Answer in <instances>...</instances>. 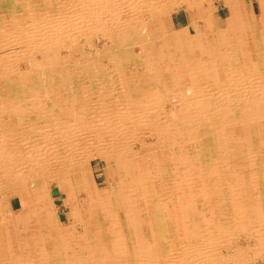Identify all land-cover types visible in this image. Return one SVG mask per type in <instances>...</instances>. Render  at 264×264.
Instances as JSON below:
<instances>
[{"label":"bare ground","instance_id":"6f19581e","mask_svg":"<svg viewBox=\"0 0 264 264\" xmlns=\"http://www.w3.org/2000/svg\"><path fill=\"white\" fill-rule=\"evenodd\" d=\"M257 1L255 19L248 0H0V103H12L5 106L14 117L0 122V232L27 235L20 251L8 256L11 262L264 264V9ZM217 2L228 9L224 25L213 7ZM163 14L167 34L175 38L170 41L161 40L165 33L151 24ZM100 35L109 40L98 46L93 36ZM105 58L115 66L103 64ZM22 61L31 62L30 70H20ZM152 61L164 85L155 83ZM56 74L59 83L67 80L60 88ZM180 85L183 90L172 89ZM173 90L181 103L153 129L150 117L161 105L145 101L172 100ZM45 117L51 121L41 125L38 119ZM50 122L53 127H45ZM147 132L159 135L156 162L166 176L151 190L137 183L152 174L141 169L147 160L133 159L138 141L147 146ZM167 132H186L187 150L196 152L186 153L176 140L179 150L168 153ZM93 156L108 165L102 191L90 179ZM177 169L197 173L198 201L193 194L182 201ZM125 174L135 182L128 192L119 186ZM181 181L189 187L191 176ZM53 186L70 209L65 226ZM77 189L97 204L93 217L73 201ZM187 206L213 215L214 230H205L200 220L197 234L169 232L166 218L178 219ZM172 211L176 215L169 217ZM222 214L227 255L216 238ZM141 226L151 231L150 241L138 239ZM7 246L0 236V260ZM257 256L261 262L252 260Z\"/></svg>","mask_w":264,"mask_h":264},{"label":"rangeland","instance_id":"374dc122","mask_svg":"<svg viewBox=\"0 0 264 264\" xmlns=\"http://www.w3.org/2000/svg\"><path fill=\"white\" fill-rule=\"evenodd\" d=\"M260 1L262 2L263 9H264V0H260ZM248 2H249V5L252 3V7H253V10H254L255 19H256L258 17V15H259V10H258V2L259 1H257V0H248ZM203 4L206 5L205 2H203ZM175 6H176V4H174L172 8L174 10L175 9L177 10V6L176 7ZM213 7L216 8V10H217L216 14L219 17L221 24L224 25L225 22H226V19H227L226 17L229 16V13L227 12L228 9L225 8L224 6H221L218 2L217 3H213ZM67 8L70 9V7H67ZM250 8H251V6H250ZM166 15L167 14H163L161 17H160V15H156L157 18L151 24H154L157 27L159 26L158 27V30L165 33V35L161 38V40H163V41H170L171 39H175V38L169 37V35L167 34L168 32H171V29L164 28L165 25H168V22H167V19H166ZM12 16H13V14L10 13L8 15V17H7L6 20L7 21L8 20L10 21ZM181 20L184 22L186 19L185 18H181ZM9 21H8V23H9ZM173 21H175V19H173ZM198 24L200 25V28L202 30H204V28H205L204 26H205L206 23H204V21L202 19H199ZM187 25L188 24L186 23L184 26H187ZM11 26H13V25H11ZM174 29H176V32L179 31V28L178 29L177 28H174ZM176 32L174 31V33H176ZM106 39H107V41L109 40L108 38H105L104 36H101V35H100V37L93 36V40L95 41V43H97L98 46H100L102 44V42L105 41ZM82 41H83V38L82 39H79V42H82ZM168 47H169L170 50H174V46L173 45L169 44ZM64 52L67 54L68 52H71V50L69 51V50L65 49ZM78 52H76V53L79 54ZM136 53L137 54L141 53V49L140 48H137ZM77 56L78 55H75V58ZM145 58H148L147 61L150 60L149 59L150 58L149 56H146ZM72 61L75 62L74 60H72ZM225 61L226 60H222L223 63ZM169 62L172 63V61H169ZM77 63H79V62H77ZM83 63L91 64V66H94L95 65L94 62H89V61L83 62ZM152 63L155 64V69L154 70L157 72V73L154 74L155 77H157L156 79H154V80H156L155 83H161L162 85H164L163 82H164V80L166 78H162V76H160V79H159L158 76H157L158 73H160V70L158 68L159 65L156 62H153V61H152ZM28 64H31V62H29V61H22V62H20V65H19L20 70H24V69L30 70V68H26ZM103 64H106L110 69L115 66V65H113V63L109 59H106V58L103 61ZM12 75L13 76H17L18 75V71L16 73L13 72ZM52 78H54V79L57 78L56 84H57V86L59 88L63 86V84H60V83H62V82L63 83H66L67 82V80L64 81L65 79L61 77V79H60L61 82L59 83L58 82L59 79H58L57 74L54 77L52 76ZM170 80H172V79H169L168 80L169 83H170ZM181 80H182L181 78L179 80L177 79V81H181ZM28 81H25V82H28ZM199 82H201V81H199ZM145 87H146V89L148 88V86H145ZM36 88L41 89L40 87H36ZM172 89H175V90L178 89V91H180L181 89L183 90V87L180 85L178 88L177 87L174 88V86H173ZM6 90L7 89H5L4 91H6ZM178 91H174L175 94L174 93H170V95H172V97H174V99H172V100H169L168 99V96H166V99H164V100L162 99L161 101L158 99L157 102L154 101V102L148 103L149 101H145V104H148V105L155 104V105H161V107H159V108L164 107V108H162L163 110H161L162 111V114L164 113V115L163 116L160 115V116H162L160 118L156 116V113L158 115V113L160 112V109L158 108V106L156 107V109L153 110L154 111V113H153L154 116L152 118L150 117V121L153 122V125L150 122V124L148 125L149 128H151V125H152V128L153 129H156L158 127L159 122H161V121H162L163 124H165V122H163L166 119L165 116L166 115L169 116V115H171L172 113L175 112L174 111L176 109L175 106H174L175 103H177V105H179L178 103H181L180 100H177L176 92H178ZM166 94H168V92ZM164 95L165 94H162V96H164ZM176 100H177V102H176ZM0 104L4 105V106H2L3 108L0 107V122H3V121L6 122L8 119L14 118V117L7 116V113H6V111L9 110V107H6V106L7 105L12 106V103H9L8 104V102H6L5 100H3V103H0ZM162 104L163 105L165 104V105L163 106ZM30 117H31V120L34 119V118H32V116H30ZM44 119H38L39 123L41 122V125L43 124V122H46L47 120L48 121L50 120V119H48V117L47 118L45 117ZM47 126L49 128H52L53 127V125L51 124V122L49 124L45 125V127H47ZM165 128H167L166 125H165ZM167 134H168L167 135L168 136V139L166 141L167 147H165V149H166V151L168 153H172V152H175V151H178L179 150L178 147H174V145H177L178 142H179L178 144L182 145V147L185 149L186 153L187 152L188 153L191 152V151L187 150L188 147H190L191 140L188 138L189 135L186 132L183 133V134H178L176 137L173 135V133H168L167 132ZM139 135H140V133H131V134L127 135V136L135 137V136H139ZM250 135H251V133H247V135H245V136L248 137ZM142 136L145 139L144 141L146 142L147 146L145 145L144 147H142L141 144H140V142L138 141L137 144H136V147L134 149V152L136 153V157L133 158V159H135V161L138 162V163H140V161H141V164L143 163V160L144 159L147 160L146 165L142 166L141 169H143L145 171L146 170H150V171H152V174L151 173H148V178H146V179H144L143 177L139 178L138 179L139 182H137V183H140V184L146 183V185L151 190L156 184L161 183V179H163L165 181L166 176L162 173L161 168H160V165L156 162L158 160V158H157L156 155L159 153V150H160L159 149V146H157V140H158L157 138H158L159 135L150 134V133L147 132L146 134H143ZM255 137H257V135H255ZM185 138H187V139H185ZM190 138H192V136ZM176 140H178V142ZM249 140H251V139H249ZM194 152H196V151H192L191 152L192 154L191 153L190 154L193 155ZM176 154H178V153H176ZM190 154H186V155H189L187 157H190V159L197 160L196 158H191L192 156ZM89 161L91 163V164L89 163L88 165H89V171H90L89 175H90V179L92 180V185L99 186L98 189L100 188L101 190L100 189L99 190L102 191L103 185L106 183V177H105V172L104 171L107 170L106 168H107L108 165L106 164V162H100L99 158H96L94 156L93 157H90ZM174 163H175V161H174ZM183 165H182V168H183ZM225 167L227 168V166H225ZM174 173H175V176H176V178L178 180L177 183H180V184H177L176 183L177 184V187H178L176 191H178V193L181 195L182 201H188L189 197L192 194H193V198L196 197V200L198 201L199 200L198 199V191H199L198 184L199 183L196 182L198 180L197 173L189 172L187 174L189 177L191 176V182L188 185L189 187L184 186L183 181H181V180H184V177L187 176V175H184V172H182L179 169H177V171L174 172ZM93 176L95 177V179L97 181L96 185H95V181H94ZM120 179H121V182L118 181L119 182V186H122L123 185V186H125V188L127 187L126 189L124 188L125 191H127V192L129 191V187L128 186H130V184L132 185V184L135 183L133 181V178H131V175L130 174H128V175L125 174L124 176H121ZM158 179H160L159 182H157ZM94 186H92V187H94ZM223 189H227L226 188V185L223 187ZM52 194L54 196V205H55V208L57 209V213L60 216V219H61L63 225L65 226L68 223L67 213H68V211L70 209H69V207H64L62 205V202L60 200L62 198V195L59 194V189L56 186H53V192H52ZM74 194L76 195V197H74L73 201L75 203H77L79 201L82 202L85 205V210H88L89 209L88 211L90 212V215L92 213L91 216L93 217V215H95L94 211H95V208L97 207V204L92 203V202L89 203L88 202V198H89L88 197V194H86L83 190H78L77 189L74 192ZM75 198L77 199V201H76ZM183 198H184V200H183ZM223 200H225V195L223 196ZM243 200H244V202H248V198L246 197V194L245 193H244V196H243ZM226 202H228V200ZM129 203H131V205H129ZM13 204H14V207L15 208L18 207V205H19L18 200L14 199L13 200ZM134 205H135V202L133 200L128 201V206H132L133 207ZM182 205H184V204H182ZM225 205L226 204H224V206ZM192 206L193 205H191V207ZM191 207L190 206L189 207L187 206V207H184V209H182V210H184V211H182V213L180 212L181 213L180 217H182V220H180L181 218L179 216H178V219L177 218H174V219L166 218L167 219L166 222L169 221L168 222L169 225H167L168 228L166 227L169 232H171L173 235L176 234L175 236H180L184 232L197 234V233H199V230L198 229L200 228L199 227L200 225H198V223H199L200 220H201V223H200L201 226L202 227H206L205 230H209V231H213L214 230V227H213L214 223H212L213 215H210V213L208 211L206 212L205 209H203V208H201V209L198 208L196 210V209H194L196 207H194V208H191ZM103 210H104V208H103ZM176 212L177 211H172L170 213V216L169 217H172L174 214L176 215ZM137 214H139V211L137 212ZM187 214L188 215L190 214V216H187ZM0 216H1V211H0ZM220 218H221V219H219L220 220V223L221 222L222 223H221V228L219 230H217L219 232L217 234V236H216V238H217V244L219 246H221V249L223 251V255H224V253H225V255H227L228 250H227V245H225V244H227V238H226L227 237V233H226L227 232V226H226V224H227V215L226 214H222V216ZM165 226H166V224H165ZM140 230H141L140 232H139V230L137 232L138 233V239L143 240V241H146V242L150 241L151 239L149 240V236H146V235L150 234L151 231L148 230V229L146 231V229L144 227H142V226H141ZM160 231H162V230H160ZM18 232H17V230H13V229H10V231L9 230H2L0 232L1 233V235H0L1 236V241L4 244L9 245L10 247L11 246L13 247L12 249H9L8 248L9 246H7L5 248V250L3 251L4 253H2L3 258H1L0 262H4L5 264H14L13 262H11V259L12 258H9L8 256H15V254L20 251V247H19L20 246V239H26L27 238V235H26L25 232H21V234H20V231H18ZM152 242H153V240H152ZM223 245H225V246L223 247ZM252 260L253 261H259V262H261V259L259 260V256H257L256 258H254ZM15 264H17V263H15Z\"/></svg>","mask_w":264,"mask_h":264},{"label":"crops","instance_id":"0c3cea01","mask_svg":"<svg viewBox=\"0 0 264 264\" xmlns=\"http://www.w3.org/2000/svg\"><path fill=\"white\" fill-rule=\"evenodd\" d=\"M258 6H259V2H258Z\"/></svg>","mask_w":264,"mask_h":264}]
</instances>
